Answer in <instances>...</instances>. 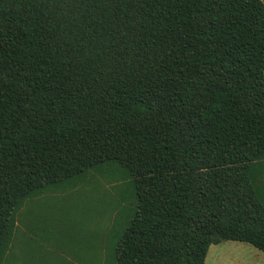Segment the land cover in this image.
Wrapping results in <instances>:
<instances>
[{
    "label": "trees",
    "instance_id": "1",
    "mask_svg": "<svg viewBox=\"0 0 264 264\" xmlns=\"http://www.w3.org/2000/svg\"><path fill=\"white\" fill-rule=\"evenodd\" d=\"M108 163L113 264L264 255V0H0V264L27 199Z\"/></svg>",
    "mask_w": 264,
    "mask_h": 264
},
{
    "label": "rangeland",
    "instance_id": "2",
    "mask_svg": "<svg viewBox=\"0 0 264 264\" xmlns=\"http://www.w3.org/2000/svg\"><path fill=\"white\" fill-rule=\"evenodd\" d=\"M79 179L22 204L18 212L30 228L12 243L10 264H83L78 256L92 251L97 264H113L115 241L135 207L132 179L113 163ZM204 264H264V255L226 241L209 246Z\"/></svg>",
    "mask_w": 264,
    "mask_h": 264
},
{
    "label": "crops",
    "instance_id": "3",
    "mask_svg": "<svg viewBox=\"0 0 264 264\" xmlns=\"http://www.w3.org/2000/svg\"><path fill=\"white\" fill-rule=\"evenodd\" d=\"M30 228L29 224H27V222L24 223H20V222H16L15 223V228H14V236H20L21 233L23 232L24 234L26 232H28V229ZM98 252L92 251L88 254H83L81 253V255H79V259L83 262V264H97L99 259H98Z\"/></svg>",
    "mask_w": 264,
    "mask_h": 264
}]
</instances>
